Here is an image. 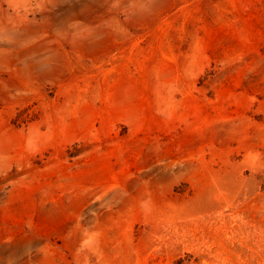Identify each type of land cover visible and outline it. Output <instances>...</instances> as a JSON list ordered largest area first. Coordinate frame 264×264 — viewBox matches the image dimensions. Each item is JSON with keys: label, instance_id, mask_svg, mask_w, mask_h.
Listing matches in <instances>:
<instances>
[{"label": "rangeland", "instance_id": "obj_1", "mask_svg": "<svg viewBox=\"0 0 264 264\" xmlns=\"http://www.w3.org/2000/svg\"><path fill=\"white\" fill-rule=\"evenodd\" d=\"M0 264H264V0H0Z\"/></svg>", "mask_w": 264, "mask_h": 264}]
</instances>
